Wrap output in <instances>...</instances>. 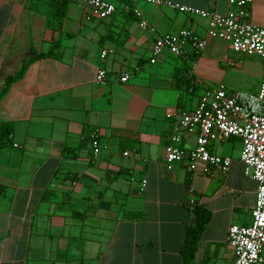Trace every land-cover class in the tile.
I'll list each match as a JSON object with an SVG mask.
<instances>
[{
    "label": "crops",
    "instance_id": "0c3cea01",
    "mask_svg": "<svg viewBox=\"0 0 264 264\" xmlns=\"http://www.w3.org/2000/svg\"><path fill=\"white\" fill-rule=\"evenodd\" d=\"M160 1L135 4L141 28L115 0L111 16L89 21L68 0H0V89L32 53L55 45L0 97V122L12 127L0 148V264H182L191 205L207 215L191 264H231L226 231L250 222L256 186L243 175L240 140L208 144L230 158L227 171L208 175L184 163L166 170L163 146L169 115L195 105V85L225 87L226 74L241 71L259 83L262 60L224 69L225 61L234 65L228 43L208 37L203 18L169 6L225 13L227 0ZM247 9L250 22L264 27V0ZM182 28L204 39L203 49L194 55L187 47L182 56L164 50L149 63L152 41ZM193 142V134L183 135L184 148Z\"/></svg>",
    "mask_w": 264,
    "mask_h": 264
},
{
    "label": "built area",
    "instance_id": "2783aa9c",
    "mask_svg": "<svg viewBox=\"0 0 264 264\" xmlns=\"http://www.w3.org/2000/svg\"><path fill=\"white\" fill-rule=\"evenodd\" d=\"M82 9V19H104L116 11V5L109 0H68ZM123 11H130L137 19L138 27L146 26L145 20L135 7L137 3L161 5L160 0H115ZM251 0H227L228 10L218 13L213 10L193 8L187 5H170L179 12L196 15L206 21V35L228 43L234 52L258 56L262 60L257 90L254 94L226 92L222 85L206 88L197 97L191 110L177 109L169 115L170 132L163 146L162 161L166 170L176 163H184L186 169L208 175L211 169L224 173L230 164L229 157L209 151L208 144L221 142L229 137L240 140L238 159L243 165V175L254 180L255 197L248 224L228 226L225 242L231 247V264H264V27L253 25L248 19L247 6ZM204 39L188 29L165 32L156 37L150 47L147 61L154 63L165 50L172 56H182L186 48L194 55L204 47ZM106 51L102 49L99 58ZM135 71L137 67L133 68ZM105 71L98 68L94 79L103 81ZM128 72L118 76L125 82ZM184 134H193L190 149L182 146ZM94 155L98 152L96 134H90ZM122 154L127 155V151ZM143 179L140 180L142 185ZM191 202V201H190Z\"/></svg>",
    "mask_w": 264,
    "mask_h": 264
},
{
    "label": "trees",
    "instance_id": "16d2710c",
    "mask_svg": "<svg viewBox=\"0 0 264 264\" xmlns=\"http://www.w3.org/2000/svg\"><path fill=\"white\" fill-rule=\"evenodd\" d=\"M54 46L55 45H51L46 52L32 53L26 61L21 63L17 72H15L13 75L5 76L3 79L2 87L0 89V97L6 91L8 85L22 75L25 67L28 65L29 62L34 59L50 55L51 49ZM11 130L12 127L10 123L0 122V148L9 144V135L11 134ZM190 209L194 214V222L192 224L187 225L186 228L183 245L180 249L182 264H191V258L196 246L197 239L201 231L203 230L207 220L206 212L201 209L198 205H191Z\"/></svg>",
    "mask_w": 264,
    "mask_h": 264
},
{
    "label": "rangeland",
    "instance_id": "374dc122",
    "mask_svg": "<svg viewBox=\"0 0 264 264\" xmlns=\"http://www.w3.org/2000/svg\"><path fill=\"white\" fill-rule=\"evenodd\" d=\"M111 2H114V0H109ZM139 4V3H138ZM227 54L229 56V58L231 60H233L232 62L234 63L233 66L229 65L225 62L222 63V66L224 67V69H233V67L237 66V63H241V64H245V63H249L252 64L254 62H252V60H249V58H254V59H259L258 56H248L245 55L243 53H239V52H230L227 50ZM129 64L126 63L125 65H127V68L131 65V61ZM222 68V67H220ZM130 70V69H129ZM227 82L225 83V87L224 89L226 90V92L229 93H234V92H243V93H251L254 94L257 90L258 87V81L256 79V77H254L253 75H250L249 73H246L244 71L241 72H232V73H227ZM213 86H209L210 87H217V85L214 86V83H212ZM195 89L193 91V94L191 95V98H195L196 94H198V92L204 91V86H197L195 85ZM189 96V95H188Z\"/></svg>",
    "mask_w": 264,
    "mask_h": 264
}]
</instances>
